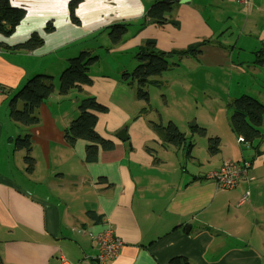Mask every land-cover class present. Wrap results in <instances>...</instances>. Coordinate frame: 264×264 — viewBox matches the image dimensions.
I'll return each instance as SVG.
<instances>
[{"label": "crops", "instance_id": "0c3cea01", "mask_svg": "<svg viewBox=\"0 0 264 264\" xmlns=\"http://www.w3.org/2000/svg\"><path fill=\"white\" fill-rule=\"evenodd\" d=\"M10 1L26 16L0 42L13 47L38 33L44 44L31 52L0 50V264H170L175 258L180 264H264V136L248 147L232 128L229 135L196 125L206 130L201 135L196 126L153 112L137 99L136 86L121 78L137 67L134 55L151 39L161 52L204 42L181 64L195 60L200 71L228 67L239 80L260 83L264 0H183L173 13L176 27L142 26L155 0H82L79 25L70 19L71 0ZM49 23L54 30L46 33ZM119 23L130 27L112 45L108 28ZM84 51L99 57L90 68L93 82L62 96L59 78L68 60ZM243 52L247 58L241 60ZM36 74L52 76L55 91L37 110L39 123L25 127L10 118L8 102ZM251 89L258 98L242 95L264 104L262 92ZM88 96L107 108L98 114L96 130L115 144L112 151L101 150L95 163L86 160L87 142L71 146L65 140L81 98ZM169 122L192 143L190 150L167 143L154 128ZM27 134L32 172L26 152L15 149L16 139ZM214 138L220 140L216 153L210 150ZM198 143L206 153L196 150ZM227 159L251 167L247 182L223 191L209 176ZM107 223L123 246L115 259L101 262L97 236Z\"/></svg>", "mask_w": 264, "mask_h": 264}, {"label": "trees", "instance_id": "16d2710c", "mask_svg": "<svg viewBox=\"0 0 264 264\" xmlns=\"http://www.w3.org/2000/svg\"><path fill=\"white\" fill-rule=\"evenodd\" d=\"M183 0H155L146 11L142 26L147 23H154L159 26L171 24L178 26L179 23L173 18L175 9ZM82 0H71L68 4L71 21L79 25L80 20L76 16V10ZM26 16L24 7L14 6L10 0H0V36H12L17 27ZM130 25L119 23L111 25L109 38L112 45H117L123 41ZM54 28L49 23L46 33L53 32ZM206 42V41H205ZM44 40L38 33H33L29 39L16 46L10 47L0 42V50L8 51H34L41 48ZM203 43H197L183 51L161 52L156 50L155 40H147L134 55L138 62L137 67L132 72H123L122 80L130 85L136 86V97L138 100L150 103L148 86L160 85L158 78L175 65L169 62L170 58L196 56ZM99 61V57L92 55L88 51L81 52L76 57L70 58L67 67L59 78V93L62 96L69 94L74 89L92 84L90 68ZM259 64L264 61L259 59ZM55 91L54 79L52 76L38 74L31 77L20 90L9 100V116L13 122L30 127L39 123L37 110L49 99ZM20 102L23 106H19ZM233 109L230 117V125L238 138H242L249 145L260 142L264 136L262 127L264 126V104L256 98L244 94L234 99L230 105ZM147 109L145 110V112ZM107 112V108L100 104L95 97L88 96L81 98L79 102V116L73 120L65 131L66 142L74 146L78 141L87 142L86 160L95 163L99 158V152L112 151L115 148L114 142L102 137L96 130L98 123V114ZM155 130L161 133L163 139L172 146L180 147L185 144L187 149H191L192 143L186 142L185 135L173 123L169 122L166 126L154 125ZM201 135H206L205 129H194ZM210 150L216 153L220 140L218 138L210 139ZM16 150L26 152L25 163L27 171L32 172L35 166V160L31 156L32 138L27 134L24 137L19 136L15 141ZM188 150V151H189ZM185 264H190L184 260ZM170 264H180V258H175Z\"/></svg>", "mask_w": 264, "mask_h": 264}, {"label": "rangeland", "instance_id": "374dc122", "mask_svg": "<svg viewBox=\"0 0 264 264\" xmlns=\"http://www.w3.org/2000/svg\"><path fill=\"white\" fill-rule=\"evenodd\" d=\"M240 58L241 60L247 58V53H241ZM181 61L180 57L170 59L171 64L177 62L179 66L173 65L160 78V85L148 86L150 108L163 118L175 120L177 125L204 126L208 124L209 129L217 126L219 132L231 135L230 117L233 109L230 105L232 101L238 96H242L243 93L255 95L252 89L248 90L252 87L262 92L259 96L264 100V78H261L260 83L252 84L249 80H239L228 67L210 65V68L200 71V65L195 60H186L183 64ZM255 97L258 98V95L256 94ZM185 118H188L190 122L183 121ZM202 139L195 132V140L200 142ZM198 144L196 150L206 153L203 148L204 144ZM233 155L235 156V154ZM226 161L237 160L227 159Z\"/></svg>", "mask_w": 264, "mask_h": 264}, {"label": "built area", "instance_id": "2783aa9c", "mask_svg": "<svg viewBox=\"0 0 264 264\" xmlns=\"http://www.w3.org/2000/svg\"><path fill=\"white\" fill-rule=\"evenodd\" d=\"M249 3L251 0H238ZM239 142L246 144L242 138ZM251 164L247 161H225L222 166L209 176V179L217 184L220 190H232L237 188L243 182L248 181V173ZM247 195L242 199H246ZM99 247V259L101 262L113 260L119 254L123 243L114 236V229L111 224L107 223L103 231L97 236ZM61 264H72L66 259H62Z\"/></svg>", "mask_w": 264, "mask_h": 264}, {"label": "water", "instance_id": "95a60500", "mask_svg": "<svg viewBox=\"0 0 264 264\" xmlns=\"http://www.w3.org/2000/svg\"><path fill=\"white\" fill-rule=\"evenodd\" d=\"M183 2V1H182ZM191 127H195L196 126V124H193V125H190ZM122 134H125V131H122L121 132ZM121 133H119V134H121ZM119 136V139H122V137L120 136V135H118ZM123 141H127L128 139H127V136H125L123 139H122Z\"/></svg>", "mask_w": 264, "mask_h": 264}]
</instances>
